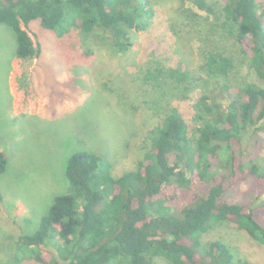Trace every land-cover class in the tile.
I'll return each instance as SVG.
<instances>
[{
  "label": "trees",
  "instance_id": "trees-1",
  "mask_svg": "<svg viewBox=\"0 0 264 264\" xmlns=\"http://www.w3.org/2000/svg\"><path fill=\"white\" fill-rule=\"evenodd\" d=\"M186 11L191 22L202 13L215 17L209 25L213 41L216 35L235 38L262 85L233 83L235 59L217 45L200 50L199 75L152 56L142 81L161 98L175 92L188 99L201 88L192 133L169 104L146 136L142 159L120 176L98 153L74 151L66 162L65 191L54 196L37 229L19 237L18 261L152 264L163 257L171 264H249L235 260L220 238H203L226 222L264 246V201L253 207L264 192V171L255 161L256 145L247 153L242 144L248 130L256 144L264 130V0H190ZM153 16L151 0H0V23L13 31L14 56L22 61L41 53L27 30L31 21L58 37L77 33L84 55L94 53L93 44L121 56L134 44V32L151 27ZM7 160L0 150V176ZM40 245H52L57 255L45 258Z\"/></svg>",
  "mask_w": 264,
  "mask_h": 264
},
{
  "label": "rangeland",
  "instance_id": "rangeland-1",
  "mask_svg": "<svg viewBox=\"0 0 264 264\" xmlns=\"http://www.w3.org/2000/svg\"><path fill=\"white\" fill-rule=\"evenodd\" d=\"M189 1L151 0V27L134 32V44L121 56L93 44L94 53L84 55L77 33L58 37L34 20L27 30L41 53L22 61L14 56L13 31L0 23V150L8 159L0 176V264H42L28 257L18 261L22 253L17 242L37 229L54 196L65 191L66 162L74 151L98 153L111 163V174L120 176L142 159L149 146L146 136L161 123L159 113L169 104L182 113L192 133L193 104L201 88L188 99L172 96L175 92L161 98L156 88L142 81L152 56L164 66L182 63L199 75L200 50L217 45L235 59L233 83L245 79L262 85L235 38L216 35L213 41L209 25L215 17L202 13L197 22L187 18ZM156 99L160 108H150ZM251 135L252 129L243 135L242 144L247 153L256 145L255 161L264 171V130L258 144ZM260 194L253 207L264 201V192ZM203 238L225 241L235 260L264 264V246L231 223L216 226ZM39 249L45 258L57 255L52 245ZM152 264L171 263L157 257Z\"/></svg>",
  "mask_w": 264,
  "mask_h": 264
}]
</instances>
